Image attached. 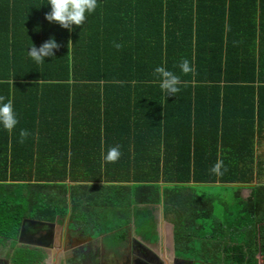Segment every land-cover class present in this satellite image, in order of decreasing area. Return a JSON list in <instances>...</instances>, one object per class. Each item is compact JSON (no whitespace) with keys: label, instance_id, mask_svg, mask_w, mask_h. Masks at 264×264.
I'll list each match as a JSON object with an SVG mask.
<instances>
[{"label":"trees","instance_id":"1","mask_svg":"<svg viewBox=\"0 0 264 264\" xmlns=\"http://www.w3.org/2000/svg\"><path fill=\"white\" fill-rule=\"evenodd\" d=\"M47 2L0 0V96L13 101L19 120L11 132L0 127V155L5 154L0 158V245L10 247L12 263L37 264L45 257L18 244L24 219L55 223L58 216L68 215L70 207L61 175L53 171L56 160H46L52 165L47 173L28 172L26 163L33 164L35 147L42 152L44 134L54 142L68 134L71 126L72 131L77 128L76 119L84 107L94 106L85 105L86 100L100 96L103 84L111 98L106 111L117 118L114 132H130L133 118L138 131L139 118L146 120L149 164L145 173L134 175L142 182V193L145 190L142 202L162 206L166 218L175 224L180 254L203 256L206 240L216 246L237 242L226 248L227 264H260L259 257L264 258V184L252 186L248 201H242L240 188L224 186L251 185L255 175L264 180V174L252 172L253 141L225 139L223 144L231 147L232 156L224 147L221 172L210 175L208 169L221 147L220 102L228 108L227 87L243 89L245 137L253 135L250 123L256 118V106L259 121H264V0H98L86 23L72 29L46 19L51 11ZM130 36H137L136 45L127 43ZM52 38L59 44L54 57L40 64L28 57L29 47L39 48ZM184 60L193 69L188 74L179 67ZM158 66L180 79L173 99H164L160 91L154 75ZM188 88H195L194 98L185 92ZM197 90L205 97L198 98ZM194 99L206 135L198 146L192 131ZM90 112L94 110L85 113ZM236 145L242 146L244 155L241 173L225 171L235 159ZM9 156L18 170L10 177L2 172ZM201 183L212 188L205 191L197 186ZM219 184L224 192L232 193L230 204L223 200ZM81 197L72 195V219L83 213L85 206L77 203ZM238 207L245 213L240 229L233 224ZM147 216L148 238L156 241L157 222L153 212ZM249 217L254 219L251 225ZM224 230L243 231V240L218 233Z\"/></svg>","mask_w":264,"mask_h":264},{"label":"crops","instance_id":"2","mask_svg":"<svg viewBox=\"0 0 264 264\" xmlns=\"http://www.w3.org/2000/svg\"><path fill=\"white\" fill-rule=\"evenodd\" d=\"M135 38L137 36L128 37L127 43L134 44ZM136 44L135 42L134 45ZM226 89H228V108H225L220 102L221 132L219 147H221L220 149L218 147L219 152H216L214 158V160H217L211 164L212 166L208 169V173L212 172L213 166L221 161L225 150L224 147L226 148V153L230 154L231 147L224 145L225 139L227 142H237L248 138L253 141L251 148L252 172L254 174H264V121L260 122L258 119V107H255L256 118L252 124L250 123V134L253 135L245 137L242 131L243 89L238 85L230 86ZM93 91L97 93V88L93 87ZM139 91L142 90L140 89ZM185 92L192 93L194 98L195 88L185 89ZM99 94L100 96L94 95L93 98L86 100L85 105L89 103L94 106L93 109L84 107L83 113H80L76 119L77 128L72 131L71 126L68 134L60 136L58 141L54 142L49 135L44 134L41 145L42 152H39L40 148L37 151L35 147L33 164L26 163L28 172H33L34 174L36 172L47 173L52 165L48 164L46 160H56L53 171L59 172L61 185L66 186L65 195L68 198L66 203L68 202L70 206L69 213L66 216L61 215L56 218V225L58 223L61 227L57 226L55 241L59 240L61 244L53 247V254L49 259L50 264H151L150 261H154V259L156 264H227L225 254L227 250L225 248L221 249L220 246L213 248L216 245H212L213 241L209 242L208 240H206L208 246H203L207 247L205 254L200 257L196 256L197 258H185L182 256L177 249L175 241V257L174 259L170 258L171 255L167 250V245L168 240L173 237V231L175 238V224L170 218H166L162 206H149L142 202L141 197L142 194H145V190L142 193V182H138L136 175H134L145 173L149 164L147 159L149 135L147 133L146 120L141 122L143 119L139 118L138 131L134 126V122L137 119L133 118L130 122L133 129L130 132H114L113 126L117 118H112V114L106 111L109 108L111 98L108 97L103 84L99 87ZM163 95L164 99L176 97V94L167 96L163 93ZM197 95L200 99L205 97L200 90H197ZM196 102L197 99L196 101L194 99L191 104V117L193 121L192 131L196 135L198 146L199 140L206 137V135L202 131V123L198 117L201 116V111L197 110ZM133 104L135 103L133 102ZM88 110H94V112L85 113ZM199 132L201 136L198 138ZM39 140L40 135L37 137V141ZM113 147H118L121 153L119 159L114 163L104 159V155ZM161 151L162 157H164L166 155L164 148L161 147ZM10 153L9 150L8 155ZM4 156L5 154L0 155V158ZM252 156L254 159H252ZM233 157L235 159L230 162L225 171L243 172L245 165L242 146H235V155ZM202 164L206 165L208 161H203ZM4 167L5 169L2 168V172H8L7 174L10 177L11 172L14 170L10 156ZM218 172H221V167ZM261 181L264 184L263 178L260 180L255 175L251 185L237 183L224 186L232 189L240 188L242 190L240 193L242 201H248L251 198L252 186H260ZM197 186L204 188L205 191L208 190L209 186L210 189L212 188V185L202 183ZM218 186L217 189L220 193L225 194L222 189L224 186L220 184ZM137 187H139V190ZM77 194L79 196L82 195L81 203L79 201L77 203H79V206L85 207L82 214H78L72 219V195L77 196ZM89 204L91 206L87 210L86 208ZM147 212H153L154 219L157 222L156 241L148 238L149 234L146 229ZM238 214L240 217L235 216L236 221L233 224L238 225L237 227L240 229L242 224H244L242 221L243 209L238 207ZM232 218L234 219V216ZM84 219L89 222V225L83 222ZM249 219V225H251L254 219L251 217ZM258 230H260V226ZM258 233L260 236V232ZM71 238H74L73 242H76V246L72 249L74 251H69L65 255L63 244L72 242ZM19 245L31 248V250L37 252L40 250L43 254L48 251L46 248ZM235 245L237 246V242H230L228 247ZM209 248L213 251L210 254H208ZM10 251V247L0 245V262L4 260L10 261ZM206 255H209V260L206 262L201 261ZM259 258V263L263 264L264 258L261 256ZM42 261H39V263Z\"/></svg>","mask_w":264,"mask_h":264},{"label":"clouds","instance_id":"3","mask_svg":"<svg viewBox=\"0 0 264 264\" xmlns=\"http://www.w3.org/2000/svg\"><path fill=\"white\" fill-rule=\"evenodd\" d=\"M47 5L51 7L50 13L46 16L50 23H58L65 29H72L74 25L82 26L86 23L87 18L96 11L98 0H48ZM116 46L119 47V45ZM58 48L59 44L55 38H52L39 48L33 44L27 49V55L35 63L40 64L45 62L46 58L54 57L55 50ZM179 67L184 74H188L193 70L187 60H184ZM154 75L159 81L162 93L169 96L175 95L179 91L180 79L174 72L163 66H158L154 69ZM18 123L19 120L13 101L0 96V127L11 132L17 127ZM120 155L119 148L113 147L104 155V159L114 163ZM220 167L221 163L218 162L213 166L212 171L218 172Z\"/></svg>","mask_w":264,"mask_h":264},{"label":"water","instance_id":"4","mask_svg":"<svg viewBox=\"0 0 264 264\" xmlns=\"http://www.w3.org/2000/svg\"><path fill=\"white\" fill-rule=\"evenodd\" d=\"M54 230H55V224L53 223L38 222L34 220L25 219L23 220L20 229L18 244L46 248L49 251H51L50 254L52 255L53 247L51 246V243L53 241ZM167 250L171 255L170 258L174 259L175 250H176L174 231H173V237H171L168 240Z\"/></svg>","mask_w":264,"mask_h":264},{"label":"flooded vegetation","instance_id":"5","mask_svg":"<svg viewBox=\"0 0 264 264\" xmlns=\"http://www.w3.org/2000/svg\"><path fill=\"white\" fill-rule=\"evenodd\" d=\"M53 224H55V230H54V232H53V241H52V243H51V246L52 247H55L56 245H58L59 246V244H61L60 242H59V240L58 241H55V239H56V236H55V233H56V229H57V226L59 227L60 225L57 223V225H56V223H53ZM61 227V226H60ZM59 237V236H58ZM72 239V238H71ZM64 240H66V238H64ZM73 240H74V238L71 240L72 242H68V243H64L63 244V248H64V253H65V255L69 252V251H74V250H72L76 245V242H73ZM57 246V247H58ZM40 251V250H39ZM51 251H46V253L44 254V259H43V261L42 262H40V264H50V262H49V259L51 258ZM10 261H3V262H0V264H13L12 263V261H11V259H9ZM151 262V264H156L155 262V259H154V261H150ZM147 264H150V263H147ZM264 264V263H263Z\"/></svg>","mask_w":264,"mask_h":264},{"label":"rangeland","instance_id":"6","mask_svg":"<svg viewBox=\"0 0 264 264\" xmlns=\"http://www.w3.org/2000/svg\"><path fill=\"white\" fill-rule=\"evenodd\" d=\"M263 177V175L261 176V178ZM222 198H223V200L224 201H226V203L227 204H230L232 201H233V196H232V193H230V192H225V194H222ZM243 216H245V214L243 213ZM246 225V224H245ZM218 233H220V234H230L231 236H233V239H234V241H236L238 238H240L241 236H242V240H243V235H244V232L243 231H241V232H239L238 230L235 232V233H232L231 231H229V232H226L225 230L224 231H219ZM232 233V234H231ZM211 238V237H210ZM218 246H214L213 248H217ZM220 247H221V249H223V248H227L228 246H224L223 244L221 245L220 244ZM211 252H213V251H211V249L209 248V250H208V254H210ZM209 255L208 256H206L205 258H203L201 261H203V262H206L207 260H209Z\"/></svg>","mask_w":264,"mask_h":264}]
</instances>
